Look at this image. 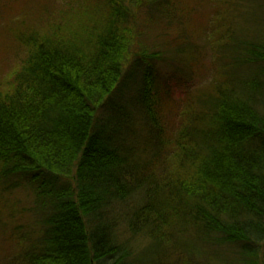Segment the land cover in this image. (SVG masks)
Masks as SVG:
<instances>
[{
	"label": "trees",
	"instance_id": "trees-1",
	"mask_svg": "<svg viewBox=\"0 0 264 264\" xmlns=\"http://www.w3.org/2000/svg\"><path fill=\"white\" fill-rule=\"evenodd\" d=\"M93 2L98 11L78 14ZM172 2L46 0L15 19L8 33L19 65L0 91V175H31L42 212L39 234L19 244L7 264H158L162 250L179 242L180 221L168 226L178 205L205 249L237 246L213 264H264V29L235 36L231 21L220 42L229 46L224 69L190 97L178 133L164 142L162 127L148 131L166 179L144 181L147 206L125 217L127 230L148 240L146 253L129 251L113 229L109 205L126 201L125 172L135 167L96 111L139 68L134 101L151 125L159 122L169 93L153 62L157 53L142 45L138 18L149 8L150 22ZM257 18L245 19L246 27L259 28ZM163 149L173 150L170 157ZM193 240L179 244L204 264Z\"/></svg>",
	"mask_w": 264,
	"mask_h": 264
},
{
	"label": "rangeland",
	"instance_id": "rangeland-1",
	"mask_svg": "<svg viewBox=\"0 0 264 264\" xmlns=\"http://www.w3.org/2000/svg\"><path fill=\"white\" fill-rule=\"evenodd\" d=\"M44 2L46 0L17 2L0 0V91L5 89L6 80L19 65L8 31L22 12ZM93 5L94 2L90 9H84L83 6L78 14L86 15L87 12L98 11ZM148 9L139 16L137 30L142 45L148 51L157 53L153 62L159 72L158 77L165 82L169 93L167 97L164 96L160 105L159 122H153L151 125L153 120L149 121L139 104L134 101V93L140 82L139 68L134 69L128 81L125 84L122 82L96 111L98 120L102 119L106 122L108 129L112 131L113 143L120 149V156H124L125 160L135 167V170L129 169L128 173L125 172L130 174L126 201L109 205V207L113 206L112 220L115 222L113 229L116 232L118 230L124 245L135 254L142 249L146 253L148 240L140 234L128 231L125 217L135 205L147 206L148 203L141 202L140 199L144 192L142 189L144 181L147 183L151 180L158 185L160 180L166 179L161 178V174L166 170L163 169V165L161 166L160 155L156 157L158 148H154L152 152V148L147 144L150 143L149 137H151L148 131H153L155 128L159 131V127H162V132L165 131L167 135L164 142H168V136H175L178 133L181 127L179 116L186 110L190 97L196 95L199 89H204L212 77L224 69L223 62L230 56L229 46L223 47L224 44L220 46V42H224L221 36L225 33L224 29L227 28L228 22L231 21L233 26L228 33H233L235 36L236 33L245 30H248L247 34L253 36L258 29H264V0H176L175 3L168 5L167 9L170 10L167 14L161 15L155 12L150 22L146 19ZM252 11H256L254 17L248 16ZM242 12L249 19L258 17L259 21L255 26L259 25V28H254L253 22L251 26L246 27L245 19L248 17L241 20ZM83 15L78 16L85 17ZM189 110H192L189 114L194 113L193 109ZM164 149L163 152L170 157L173 150L166 152ZM9 177L5 181L0 175V264H7L12 260L13 255L18 251L17 248L20 247L18 245L22 244L24 247L25 240L34 239L41 228L42 211L39 212L36 208L41 209L42 206L37 204L36 195L29 187L31 175L13 174ZM147 177L149 179L144 180ZM138 200L140 202H137ZM176 208L179 210L177 215L176 213L174 217L168 215V226H173L176 218L180 221L175 225V230L181 233L180 236L177 235L179 242L175 245L172 243L171 247L162 250L158 264H194L196 258L190 253L188 256L186 249L184 250L180 245L186 238L197 241L199 259H205L202 261L205 262L204 264L209 258L210 263L213 264L217 255L231 258L236 254L237 246L236 248L213 247L212 253L205 249L204 243L196 238L198 235L189 227L193 223L188 220L190 216L187 209H183L181 205ZM186 220L190 225L185 223ZM179 226L180 228H177Z\"/></svg>",
	"mask_w": 264,
	"mask_h": 264
}]
</instances>
